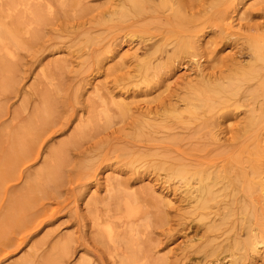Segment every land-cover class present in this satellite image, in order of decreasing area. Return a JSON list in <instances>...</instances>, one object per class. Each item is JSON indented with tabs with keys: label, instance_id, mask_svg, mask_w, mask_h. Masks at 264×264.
<instances>
[{
	"label": "rangeland",
	"instance_id": "rangeland-1",
	"mask_svg": "<svg viewBox=\"0 0 264 264\" xmlns=\"http://www.w3.org/2000/svg\"><path fill=\"white\" fill-rule=\"evenodd\" d=\"M263 60L264 0H0V264H264Z\"/></svg>",
	"mask_w": 264,
	"mask_h": 264
},
{
	"label": "bare ground",
	"instance_id": "bare-ground-1",
	"mask_svg": "<svg viewBox=\"0 0 264 264\" xmlns=\"http://www.w3.org/2000/svg\"><path fill=\"white\" fill-rule=\"evenodd\" d=\"M242 8V7H241ZM30 10V9H29ZM239 23H241V22H239ZM227 24V23H226ZM2 36V35H1ZM263 59V58H262ZM262 59H261V61H262ZM264 61V60H263ZM217 95V94H216ZM240 146V145H239ZM257 163V162H256ZM193 189V188H192ZM258 201H259V199H258ZM109 228V227H108ZM110 229V228H109ZM111 231V230H110ZM255 232V231H254ZM256 232H257V230H256ZM255 232V233H256ZM254 236H256V234L254 235ZM253 239V238H252ZM254 240V239H253ZM255 242V241H254ZM260 242V241H259ZM250 243V242H249ZM256 244H258V242L256 243ZM259 245V244H258ZM262 245V244H261ZM254 247L255 248H257V245H254Z\"/></svg>",
	"mask_w": 264,
	"mask_h": 264
}]
</instances>
